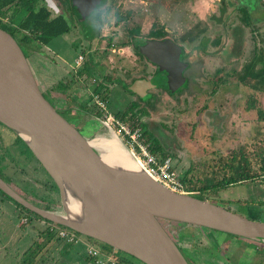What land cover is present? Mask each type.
I'll use <instances>...</instances> for the list:
<instances>
[{
	"label": "rangeland",
	"instance_id": "1",
	"mask_svg": "<svg viewBox=\"0 0 264 264\" xmlns=\"http://www.w3.org/2000/svg\"><path fill=\"white\" fill-rule=\"evenodd\" d=\"M70 2L49 0L48 5L55 13H64L63 5ZM98 12L100 19L94 21L99 31L92 44L84 41L83 45L76 43L73 47V39L79 34L78 29L73 28L71 35H61L48 45L30 49L24 46L29 62L44 53L57 62L64 60L71 65L76 64L83 49L80 53L86 59L83 67L88 65L90 73L69 75L68 84L57 82L52 92L44 88L47 98L58 109L66 110V117L83 134L91 138L108 136L110 129L95 114L99 108L94 99L91 100L96 94L94 89L108 76L111 80L105 79L108 90L103 93L108 99V109L116 113L135 104L131 99L136 96L125 91L119 80L129 83L139 75L150 78L155 67L132 51L130 30L139 26L141 32L137 38L144 40L154 22L158 27L163 25L167 36L185 47L186 60H190L192 67L184 77L190 82L176 96L163 88L152 89L154 108L145 114L136 111L138 108H134V112L153 130L154 138L159 129L158 135L162 138L157 139H162L159 141L166 153L178 159L177 169L183 172L188 188L196 189V194H202L211 202L264 221V168L261 167L264 120L259 118L257 109L248 107L252 97L264 109V90L254 91L238 78L250 60L257 59L258 67L264 65V0H106ZM212 15L214 17L209 19ZM197 20H202L201 27L205 30L195 29L192 42L187 41L190 35L183 39ZM153 82L166 86L161 73L154 75ZM2 133L15 136L8 128ZM0 143L2 146L6 141L2 143L1 137ZM20 144L25 146L23 141ZM26 149L27 155H32ZM1 155H6L1 161L6 181L40 206L62 211L59 190L37 158L30 164L24 156L9 149H3ZM242 156L249 158L251 169L259 175L245 182L213 187L237 171ZM182 162H186V167H182ZM186 168H190L188 173L184 172ZM25 209L0 191V246L6 245L0 251V264H33L34 260V264H63L59 248L66 241L49 231L50 221L34 212L27 214ZM23 217L28 218L25 224L21 223ZM163 224L192 264H264L263 241L180 222L163 220ZM41 234L53 241L57 250L54 255L41 253L45 247L43 241L38 240ZM16 241L20 244L18 247H14ZM90 241L119 258L145 264L103 242Z\"/></svg>",
	"mask_w": 264,
	"mask_h": 264
},
{
	"label": "water",
	"instance_id": "2",
	"mask_svg": "<svg viewBox=\"0 0 264 264\" xmlns=\"http://www.w3.org/2000/svg\"><path fill=\"white\" fill-rule=\"evenodd\" d=\"M102 0H73L82 19ZM170 40H147L142 54L161 70H174ZM184 64H181L182 66ZM186 65H184L185 67ZM175 89L185 80L181 73ZM153 87L144 79L136 84ZM176 85V86H175ZM0 122L26 143L56 184L62 211L35 205L0 177V189L42 218L123 251L145 264H192L163 220L209 228L264 242V221L230 208L179 193L137 168L106 161L102 152L45 95L19 42L0 27Z\"/></svg>",
	"mask_w": 264,
	"mask_h": 264
},
{
	"label": "flooded vegetation",
	"instance_id": "3",
	"mask_svg": "<svg viewBox=\"0 0 264 264\" xmlns=\"http://www.w3.org/2000/svg\"><path fill=\"white\" fill-rule=\"evenodd\" d=\"M47 1L49 2V0H43L40 3V6H43L44 5L48 9H50ZM62 1L64 2V0H62ZM71 1L72 2H70V5H68V4L67 5H63V6H65L64 7L65 9L63 8L64 13L63 12H57V13H55L53 10L50 9V11L52 12V15L51 16H53V17L63 16L66 19V21L70 25V30L67 31L66 33H64L67 36L72 34L73 28H74V30H77L78 29L77 32H79V34L75 37V39H73V43H75V44L78 43L79 46L83 45L84 44V41L85 42H89V44H92L94 42V40L96 39L97 34H98V31H99L98 24L94 20L95 19L96 20H99V18H100V17L98 18V16H100L99 15V12H98L99 11V8L101 6H103V4L105 3L106 0H102L101 3L98 4L94 8V10H92L85 17V19H82L81 13L79 11V8L74 5L73 0H71ZM10 6H12V5H9V6L1 7L0 8V27L3 28L4 30L8 31L19 42V44L21 45V47L23 48L24 51H25V47H27V49H30V47H37V46L39 47L41 45L40 42L37 43V44H34L35 42L26 43L25 41H23L24 33H22V31L19 28L18 24H19L20 20L23 19L24 13H23L22 10L15 11L16 10V7L15 6L10 7ZM65 10H66L67 13H65ZM77 15H78V17H77ZM90 17H92V18H90ZM87 20H90V22L88 21V23L86 25V21ZM90 23H91V26H89ZM138 39H140V38H136L135 40H138ZM149 39L150 40H152V39H159V40H166L167 39V40H170L171 44H169V46H167V53L164 54L163 57H165L166 55L170 54L171 56L169 58L172 59L176 55V52H179L180 53V58H179V63H177V65L175 67H173L174 70L170 73L169 71L161 70V68H160V66L158 64L152 62L146 55H144V54L141 53L142 56H143V58L149 64H151V65H153L155 67V70L153 71V73L150 76V78H147L144 75H139V76H136V77L134 76V78L129 83H127L123 79H120L121 81L124 82V86H122V84L120 83L121 86L124 88V90L127 91V92H129V93H131L133 96H136V98L134 97L131 100L135 102L136 108L139 109V110H136V111H139L140 113H142L144 111H145V113H147L149 111L148 109L154 108V105L152 104V100L154 99V93L151 92L152 89H162L163 88V89H165L172 96H174V95L176 96L177 94L182 93L188 87V85H189V82H190L189 78L186 77L188 80L185 79L182 84L177 85V86L175 85L176 86L175 89H172V88L169 87V84H168L169 79L171 78L172 82L173 83H176L177 78H178V76L176 75V73L178 72V73H181L182 76H186L185 75L186 71L192 67L190 60H189V62L186 60V57H185V47L183 46V44L182 43L180 44L178 41H176L173 38H170L169 36H165V37H162V38H159V37L157 38V37H153V36H150L149 35L144 40L143 39L142 40L140 39L142 42L139 43V44H136V42L133 41V38H132V42L129 45L131 46L132 51L135 54H137L136 53V48H138L139 51H140V47L142 45H144L146 43V41L149 40ZM183 39L186 40L187 37H185ZM194 40H195V38L190 36L187 41H191L192 42ZM109 45H110V43H109ZM82 52H83V49H81V52H79V56H82L83 57L82 62L78 65L77 64V61H76V64H77V66L79 68V70L76 72L77 73L76 75H80V70L82 68H84L83 65L86 64L85 57L82 54H80ZM139 57H140V55H139ZM181 64H184L186 66L185 67H184V65L180 66ZM157 73H161L162 75H164V77L166 79V86L157 85L156 83L153 82L154 75H156ZM105 79L108 80V81L111 80L108 76H105L100 83H103L105 85ZM144 79H148V80L152 81V83H154V86L153 87H148V86H142V83H139V85L136 84L137 82H140V81H142ZM174 80H176V81H174ZM63 83L64 84H68L66 82H63ZM100 83L97 86H99ZM129 104H130V102H129ZM61 112L65 116L67 115L65 113L66 110H61ZM0 123H1V125H0V141H1V137H2V143H4L6 141V143L4 145H2V146H1V143H0V177L6 181V179L2 176V174L7 175L3 171V167H2V164H1L2 163L1 161H3V159L6 158V155H1V151L3 149L6 150V151H8V149L11 150V151H16L17 153H19L22 156H24V158L26 159L27 163H30V164H34L36 157L34 156V154L32 152H31L32 155H30V154L27 155V153L25 151L27 150L26 148L29 149V147L20 138V136L18 134H16L13 130H12V132L15 134V136L12 137V136H8L6 134L4 135L2 133V130L4 128H8V129H10V128L7 127L2 122H0ZM1 127H2V129H1ZM147 129L149 130L150 133L153 134V130L151 128H149V125L147 126ZM159 132H160L159 129H157L156 130L157 136L156 135L155 136L157 138L158 137L159 138H162V137H160L158 135ZM10 138L12 139V142L10 141ZM4 139H5V141H4ZM20 140L23 141V143H24L25 146H23V145L21 146V144H20L21 141ZM159 140H162V139H159ZM29 151H31V150L29 149ZM172 158H173V156H172ZM173 160L175 161V158H173ZM8 183L11 184V182H8ZM12 187L16 190V188L13 185H12ZM20 194L23 195L30 202L34 203L35 205H39L36 202L31 201L23 193H20ZM237 237H239V236H237Z\"/></svg>",
	"mask_w": 264,
	"mask_h": 264
},
{
	"label": "trees",
	"instance_id": "4",
	"mask_svg": "<svg viewBox=\"0 0 264 264\" xmlns=\"http://www.w3.org/2000/svg\"><path fill=\"white\" fill-rule=\"evenodd\" d=\"M42 1L43 0H0V8L12 5L10 7L15 6L16 7L15 11H20V10L23 11L24 17L23 19L20 20L18 26L21 29L22 33H24L23 41H25L26 43L40 42L41 44L48 45L53 39L63 35L64 33L70 30V25L63 16L53 17L51 16L52 12L50 11V9H48L44 5L40 6V3ZM244 10L247 11L246 8H244ZM247 13L249 14V11H247ZM99 17L100 16H98V18ZM248 18H250V15H248ZM140 32L141 29L139 26H136L135 28H132L130 30V34L132 35L133 41H135L136 44L142 42L140 39L135 40L137 36L140 34ZM191 34H193L192 30L187 32V34H185L183 38L188 37V35L192 37ZM149 35L157 38L158 37L162 38L167 36L168 34L163 25L161 27H158V24L154 22L151 29L149 30ZM136 53L142 56L138 48H136ZM25 54L28 57L26 52ZM86 72L90 73V68L88 65L80 70V75H84V73ZM238 78L241 83L251 87L254 91H262L264 90V65L258 67L257 59H252L245 64L243 73H241L238 76ZM119 81L122 84V86H124V82L121 80ZM106 90H108V88L103 83H100V85L94 89L96 94L100 95L102 99L108 101L105 94H103L105 93ZM92 99L94 98L91 97V100ZM248 103H249L248 106L249 109L252 108L257 109L259 118L264 120V109L260 105H258L257 100L251 97ZM134 108H136V105L131 104L129 109L124 110L122 113H118V115L125 117L126 115L131 114L133 118L135 117L136 120H138L137 122L143 126L146 137L148 138V140L151 141L153 152L162 158L171 156L170 154L165 152L166 150L164 149V145L157 138H154L152 136V134L147 129L148 125L140 120L139 116H137V113L134 112L133 110ZM142 113H145V111ZM95 114L96 116L99 117L101 112L99 110H95ZM261 167L264 168V160ZM258 175L259 174L257 172H254L251 169V163L249 158L242 156L240 162L237 165V171H235L233 175L223 178L220 182L213 184V187L220 188V187H225L226 185H231L233 183L245 182L254 179ZM183 181L186 184V178H184ZM186 187L189 191L196 190L194 188L193 189L188 188L187 184ZM0 191L5 196L9 197L1 189ZM193 195L202 199H206L203 197L202 194L193 193ZM18 205L22 206L19 203ZM25 210H27L26 211L27 214L31 215L30 212L32 211H30L27 208ZM34 214L36 216H39L36 213ZM120 260H121L120 264H134L132 261H128L124 257H120Z\"/></svg>",
	"mask_w": 264,
	"mask_h": 264
},
{
	"label": "built area",
	"instance_id": "5",
	"mask_svg": "<svg viewBox=\"0 0 264 264\" xmlns=\"http://www.w3.org/2000/svg\"><path fill=\"white\" fill-rule=\"evenodd\" d=\"M82 59V56L77 58L78 65ZM94 101L101 112L99 118L104 126L118 134L133 158L150 176L175 192L195 193V191L187 189L172 156L162 158L153 152L151 141L146 137L143 126L137 122L136 118H133L131 114L122 117L110 112L107 106L108 101L102 99L98 94H94ZM27 222L28 218L23 217L21 223ZM49 223V231L66 242L77 243L81 240L77 232L53 222ZM87 255L93 259L94 264H120L121 261L114 253L106 252L90 239L87 244Z\"/></svg>",
	"mask_w": 264,
	"mask_h": 264
},
{
	"label": "crops",
	"instance_id": "6",
	"mask_svg": "<svg viewBox=\"0 0 264 264\" xmlns=\"http://www.w3.org/2000/svg\"><path fill=\"white\" fill-rule=\"evenodd\" d=\"M213 16L214 15H212L209 19H211ZM204 18H205V16H204ZM204 18L201 17L200 19H204ZM205 19L207 21V18H205ZM218 19H220V18H218ZM202 24H203L202 20H197L188 31L192 30V33H193L195 31V29L200 28L202 26ZM196 25H198V26H196ZM202 30H205V27H201L200 31H202ZM194 34H191V35H192V37L195 38ZM72 46L74 47V46H76V44L72 43ZM78 56H79V54H78ZM30 64H31V66L35 72V75L37 77V80H38L42 90L45 91L47 89L50 92H52L54 90L53 89L54 84H56L57 82L60 83V85L64 84L63 82L67 83L68 76L69 75L73 76L74 73H76L79 70L77 64L71 65V64L66 63L64 60L61 63L57 62L55 59L50 58L48 55L46 56L44 53L41 54L40 56H36V57L31 58ZM44 88H46V89H44ZM122 112H123V110L118 111L114 114L118 115V113H122ZM185 164H186V162H182L183 168L186 167ZM177 165H178V159H175L176 168H177ZM189 171H190V168H186V170H184L185 173H188ZM180 173H181V175H183L182 171H180ZM183 179H184V175H183ZM31 238L33 239L34 237H31ZM80 239L81 240L77 243L65 242V244H63V246L61 248H59V250H60L59 253H60V256L62 257L60 261H63V264H94L93 259H91L87 255V244L89 242V239H85L82 237ZM38 240L43 241V246H45V247L43 249V252H41V253H44L46 256H50L51 254L54 255V253L57 251L55 246L52 245L53 241H49L48 239H45L44 234H41L39 236ZM8 243H11V242H8ZM19 243H20V240H19ZM19 243L17 241L14 242V247H18V245H20ZM33 243H34V240H33ZM3 247L5 248L6 245L0 246V251ZM28 249H30V251H31L32 250L31 246ZM32 262L34 264L35 260Z\"/></svg>",
	"mask_w": 264,
	"mask_h": 264
},
{
	"label": "bare ground",
	"instance_id": "7",
	"mask_svg": "<svg viewBox=\"0 0 264 264\" xmlns=\"http://www.w3.org/2000/svg\"><path fill=\"white\" fill-rule=\"evenodd\" d=\"M91 144L102 152V156L106 161L126 168H137L135 161L114 130H110L108 136L99 135L94 137Z\"/></svg>",
	"mask_w": 264,
	"mask_h": 264
}]
</instances>
